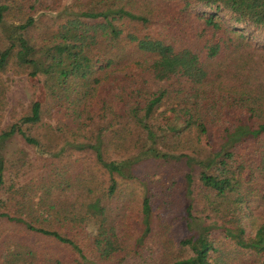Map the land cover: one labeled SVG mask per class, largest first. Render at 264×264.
<instances>
[{
    "label": "trees",
    "instance_id": "trees-1",
    "mask_svg": "<svg viewBox=\"0 0 264 264\" xmlns=\"http://www.w3.org/2000/svg\"><path fill=\"white\" fill-rule=\"evenodd\" d=\"M21 6L0 0V73L11 65L17 73L44 76L51 101L44 116L57 119L52 132L59 142L47 136L45 145L18 124L2 129L0 195L4 149L15 135L44 153L58 149L57 156L92 151L109 186L86 202L75 197L57 213L47 198L39 200L42 213H8L10 203L0 199V220L75 254L69 262H46L121 264L119 255L129 250L123 225L129 210L110 211L126 198L114 175L133 180L137 170L143 174L155 164L162 170L142 178L153 185L151 192L138 180L137 248L151 231L153 214L165 213L166 220L179 206L175 201L185 199L186 235L178 241L185 255L169 264H235L237 254L264 264V221L252 217L258 209L264 213V0H65L61 8L38 13L32 3ZM18 11L20 24L7 25ZM45 15L53 22L32 37ZM167 114V127L159 131ZM42 116V105L34 102L20 121L33 126ZM194 128L212 135L201 155L185 139ZM181 177L185 189L176 195ZM13 236L0 237V264H38L29 242Z\"/></svg>",
    "mask_w": 264,
    "mask_h": 264
},
{
    "label": "rangeland",
    "instance_id": "rangeland-1",
    "mask_svg": "<svg viewBox=\"0 0 264 264\" xmlns=\"http://www.w3.org/2000/svg\"><path fill=\"white\" fill-rule=\"evenodd\" d=\"M17 2L20 6L25 2L34 4L35 12L38 13L37 10L49 11L51 6L54 9L61 8L59 6H62L65 0H17ZM21 19L22 13L18 11L13 16H9L6 19V23L7 25L13 24L17 26L20 24ZM52 22L45 15L38 22L37 29H34L31 33L32 37H40L41 32H44L41 26ZM15 69L17 68L10 65L5 72L0 73V89L2 88L3 90L4 98L3 102H0V131L12 124H18L28 136L38 139L45 145H49L47 136L52 142L58 143L59 139L52 132V128L57 124V119H48L47 116H44L51 102L49 101L44 76L31 77L25 72L17 73ZM34 102H39L42 105L43 116L41 122L33 126L22 125L20 120L24 116L30 115V109ZM168 117L167 114L160 119L161 121L158 123L159 131L166 129ZM184 135L186 140H190L194 149H198L200 155L209 149L212 142V135L209 129L194 128L186 131ZM51 144L54 146L53 143ZM188 147L191 146L188 145ZM53 149H44L46 150L44 153L33 145L26 143L19 135L13 136L6 144L4 149L6 161L3 173L4 189L0 199L10 203L8 204V213H42L43 209L41 207L45 204L44 202H39L41 198H47L46 200L49 203L56 205V212L53 213H57L65 205L76 201L75 197H80L78 199L86 202L90 197H100L104 191H107L109 174L96 163L92 151H72V153L67 151L57 156L54 153L58 149L52 151ZM155 166V164H149L151 169H147L143 174V171L137 170V178L133 180H123L114 175V178L118 181V189L121 191L122 197L126 198H123L121 203L114 201L109 207L110 211L117 213V208L129 210V213L124 217L123 224L125 225L126 233H130L129 250L126 251L128 253L127 256L122 258L121 255L123 254L119 255L121 264H169L172 260L185 255V251L178 244V241L186 235L184 222L181 220L182 208L186 206L185 199L183 203L175 201V204H179V206L176 207V210H173V213H168L166 220L163 218L165 213H159V211L154 213L153 226L148 237L143 240V243L138 248L136 247V238L142 232L139 224L138 201L143 195V187L138 180L140 178L142 180L146 176L150 177L154 170L161 171L163 168ZM181 171L184 175V171L182 169ZM180 181L182 184L175 188L177 191L176 195L182 194L185 189L182 177ZM162 182L168 185L169 180L164 177ZM142 183L146 186L143 180ZM61 185H63V188H61ZM146 187L151 192L153 185L149 184ZM29 202H33L34 207H30ZM128 202L130 203L129 207H127ZM158 203L160 202L155 204ZM252 217L255 221H264V213H262L261 209L254 211ZM52 228L64 234L59 225L53 226L52 224ZM11 230L12 232H10ZM0 233V237L14 235L13 237L19 240L22 238L21 241L29 242L27 246L38 255V260H41L37 261L38 264H52V261L46 262L52 258L69 262L75 256L69 247L54 240L46 239L39 235L25 234L21 225L8 224L4 220H0ZM25 236H27V241L24 239ZM68 236L77 239L75 233H71ZM15 245L11 246V250L14 249ZM89 249L88 246H84V253L91 255L92 252L87 253ZM24 250L23 248L22 252ZM93 257L95 258L94 255ZM231 258L235 260V264H249L253 260L251 256L241 254ZM96 259L92 262L97 261ZM24 261L19 260L17 264H22Z\"/></svg>",
    "mask_w": 264,
    "mask_h": 264
}]
</instances>
